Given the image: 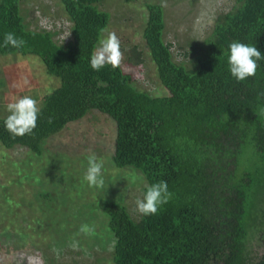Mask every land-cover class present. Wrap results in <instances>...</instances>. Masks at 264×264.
<instances>
[{
  "label": "trees",
  "instance_id": "1",
  "mask_svg": "<svg viewBox=\"0 0 264 264\" xmlns=\"http://www.w3.org/2000/svg\"><path fill=\"white\" fill-rule=\"evenodd\" d=\"M58 1L70 23L65 43L53 39L56 31L31 29L21 0H0V56H35L59 81L41 98L33 134L13 137L4 126L8 115L0 117V145L38 153L44 139L95 110L115 124L113 165L146 184L167 181L173 193L155 215L137 220L118 203L101 205L112 264H264V59L244 81L227 63L233 41L264 55V0H234L207 36L182 52L188 66L173 61L162 39L161 6L145 3L142 39L163 97L138 91L121 67L91 68L109 20L101 0ZM7 32L25 45L4 47Z\"/></svg>",
  "mask_w": 264,
  "mask_h": 264
},
{
  "label": "rangeland",
  "instance_id": "2",
  "mask_svg": "<svg viewBox=\"0 0 264 264\" xmlns=\"http://www.w3.org/2000/svg\"><path fill=\"white\" fill-rule=\"evenodd\" d=\"M145 3L161 6V0H101L98 9L109 15L105 29L120 38L122 71L132 76L138 91L163 97L167 92L142 39ZM233 4L234 0H167L161 7L162 39L170 44L173 61L188 66L182 52L190 42L205 38L214 19ZM20 9L31 29L56 31L53 39L66 42L70 23L58 0H21ZM106 35L102 32L101 38ZM57 86L59 81L45 73L35 56H0V117L9 115L8 103L25 95L37 99L40 107L41 98ZM114 137L112 119L91 110L44 139L38 153L0 145V264H28L29 256L39 258L34 264H112L113 240L101 205L118 203L137 220L135 202L146 184L133 182V177L142 176L136 171L113 165ZM91 153L104 162L103 189L89 187L84 180ZM85 224L94 228L91 234L79 232ZM74 240L79 242L76 249L70 246ZM249 245L261 250L254 239Z\"/></svg>",
  "mask_w": 264,
  "mask_h": 264
},
{
  "label": "clouds",
  "instance_id": "3",
  "mask_svg": "<svg viewBox=\"0 0 264 264\" xmlns=\"http://www.w3.org/2000/svg\"><path fill=\"white\" fill-rule=\"evenodd\" d=\"M167 6V0H161V7ZM66 35L69 33V26L65 28ZM102 32H107V35L98 41V45L91 54L90 65L95 71H100L106 65L112 68L120 67L124 54L121 50V41L115 31H107L102 29ZM65 34V32H64ZM25 45L22 38H18L14 32H7L4 35L3 46H11L19 49ZM229 55L227 63L231 75L238 81H244L248 77L256 75L259 67L258 62L264 59L261 51L255 45H249L239 41H233L229 44ZM27 83V81H25ZM9 115L4 120L6 130L13 137H23L31 135L37 127V120L41 113L38 100L25 95L15 99L7 105ZM260 114L264 115V108L260 109ZM52 118L49 117V123ZM104 162L99 159L95 153L87 156V168L84 175V180L89 187L103 189L105 179L103 175ZM137 180L143 181V176L133 177V182ZM146 191L143 198L136 200V211L142 215H155L159 208L169 202L173 193L169 191L167 181L160 180L152 184H145ZM94 231L92 226L87 224L82 225L79 229L80 233L91 234ZM73 249L79 247V242L74 240L70 245ZM58 252V250H57ZM38 257H27L28 264H34Z\"/></svg>",
  "mask_w": 264,
  "mask_h": 264
}]
</instances>
